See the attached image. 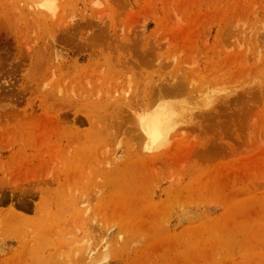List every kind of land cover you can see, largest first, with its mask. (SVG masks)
<instances>
[{"label": "rangeland", "instance_id": "obj_1", "mask_svg": "<svg viewBox=\"0 0 264 264\" xmlns=\"http://www.w3.org/2000/svg\"><path fill=\"white\" fill-rule=\"evenodd\" d=\"M0 264H264V0H0Z\"/></svg>", "mask_w": 264, "mask_h": 264}, {"label": "bare ground", "instance_id": "obj_2", "mask_svg": "<svg viewBox=\"0 0 264 264\" xmlns=\"http://www.w3.org/2000/svg\"><path fill=\"white\" fill-rule=\"evenodd\" d=\"M175 113L177 112L172 111V109L166 107V108H162V110L159 111L154 116L153 114H151L152 117L150 116V118H146L143 120L144 124H143V128H141L143 129L144 132L143 134H145L147 139L152 143L156 140H162L163 138L167 137V134L175 118H177V115ZM142 123L140 124L141 126Z\"/></svg>", "mask_w": 264, "mask_h": 264}]
</instances>
